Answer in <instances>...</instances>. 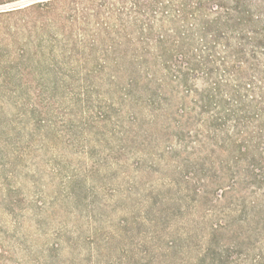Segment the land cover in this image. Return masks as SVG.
Here are the masks:
<instances>
[{"label":"trees","instance_id":"1","mask_svg":"<svg viewBox=\"0 0 264 264\" xmlns=\"http://www.w3.org/2000/svg\"><path fill=\"white\" fill-rule=\"evenodd\" d=\"M4 13L62 32L71 56L89 52V68L51 64L83 83L64 136L80 128L123 165H175L150 207L158 223L184 212L190 227L158 264L185 246L194 264H264V0H44ZM28 56L0 70L4 86L30 72ZM55 104L26 112L31 137L57 134ZM12 127L0 116V142Z\"/></svg>","mask_w":264,"mask_h":264},{"label":"rangeland","instance_id":"2","mask_svg":"<svg viewBox=\"0 0 264 264\" xmlns=\"http://www.w3.org/2000/svg\"><path fill=\"white\" fill-rule=\"evenodd\" d=\"M38 1L44 0H4L0 13ZM28 19L25 13L0 15V70L16 60L19 50L29 53L30 68L7 86L0 79V116L13 126L8 143L0 142V264H158L176 231L190 227L185 224L188 214L176 212L158 223L150 207V196L163 190L175 165L148 155L128 158L123 165L124 157L110 161L100 141L80 128L64 136L63 126L73 120L71 103L83 83L78 74L55 77L58 69L51 64L65 68V74V64L89 68V52L71 56L62 50V32L26 24ZM55 84L57 90H51ZM2 100L21 106L15 109ZM49 100L56 103L57 134L50 131L44 140L38 132L31 137L32 127L24 126L26 112ZM137 160L145 161L140 171L130 166ZM185 247L167 263L194 264L196 251Z\"/></svg>","mask_w":264,"mask_h":264}]
</instances>
